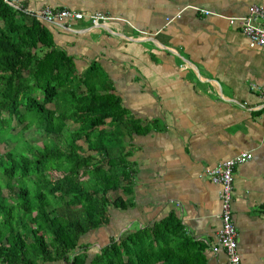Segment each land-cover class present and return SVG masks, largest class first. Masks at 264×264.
I'll use <instances>...</instances> for the list:
<instances>
[{
	"label": "crops",
	"instance_id": "obj_1",
	"mask_svg": "<svg viewBox=\"0 0 264 264\" xmlns=\"http://www.w3.org/2000/svg\"><path fill=\"white\" fill-rule=\"evenodd\" d=\"M15 1L30 10L114 17L97 27L86 18L43 21L77 71L96 66L97 88L126 110L118 146L135 169L133 205L110 206L107 223L81 237L89 255L172 213L182 232L174 242L178 263L225 264L224 252L212 250L220 186L205 169L248 152L233 174L237 251L241 264H264V108L257 89L264 88V49L227 19L253 4L264 8V0Z\"/></svg>",
	"mask_w": 264,
	"mask_h": 264
},
{
	"label": "trees",
	"instance_id": "obj_2",
	"mask_svg": "<svg viewBox=\"0 0 264 264\" xmlns=\"http://www.w3.org/2000/svg\"><path fill=\"white\" fill-rule=\"evenodd\" d=\"M95 69L79 73L43 21L0 0V264H180L172 213L93 255L79 243L110 206L133 205L135 169L118 146L126 110ZM30 129L47 141L31 143Z\"/></svg>",
	"mask_w": 264,
	"mask_h": 264
},
{
	"label": "built area",
	"instance_id": "obj_3",
	"mask_svg": "<svg viewBox=\"0 0 264 264\" xmlns=\"http://www.w3.org/2000/svg\"><path fill=\"white\" fill-rule=\"evenodd\" d=\"M9 6L21 10L24 13L37 17L44 22L70 23L72 20H82L86 18L92 27L106 24L114 20V17L103 12H94L84 15L80 11L70 8H55L44 6L37 10H30L15 0H3ZM208 14V11H203ZM229 23L237 24L242 33L248 38L251 46H258L264 49V8L253 4L248 8L245 15L239 17H227ZM255 87V86H253ZM259 96L264 108V88L258 87ZM251 158L248 152H241L229 159H226L216 166L205 169V176L212 182L220 186V228L216 233V244L212 247L215 252L223 251L226 257L225 264H241V258L237 251V229L233 220V174L238 164Z\"/></svg>",
	"mask_w": 264,
	"mask_h": 264
},
{
	"label": "rangeland",
	"instance_id": "obj_4",
	"mask_svg": "<svg viewBox=\"0 0 264 264\" xmlns=\"http://www.w3.org/2000/svg\"><path fill=\"white\" fill-rule=\"evenodd\" d=\"M16 127H17V129H19L21 127V125H17ZM26 134H27L26 137L31 141V143L41 145L43 140L47 141V138L44 135L38 133L34 129L27 130ZM55 140L57 141V143H61L63 141V138L59 137V138H56ZM5 149H7L5 144L0 143V152H3ZM57 175H58V173L55 171L52 173L53 177H56ZM14 191H17V188H14ZM3 194H4V196H7L10 194V192L7 188H4ZM39 264H45V263L39 262ZM60 264H65V263H60Z\"/></svg>",
	"mask_w": 264,
	"mask_h": 264
}]
</instances>
